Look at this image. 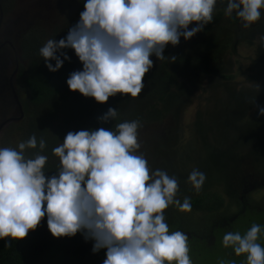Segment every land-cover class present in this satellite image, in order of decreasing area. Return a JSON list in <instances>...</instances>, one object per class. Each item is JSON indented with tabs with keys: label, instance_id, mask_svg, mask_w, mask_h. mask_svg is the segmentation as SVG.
<instances>
[{
	"label": "clouds",
	"instance_id": "obj_1",
	"mask_svg": "<svg viewBox=\"0 0 264 264\" xmlns=\"http://www.w3.org/2000/svg\"><path fill=\"white\" fill-rule=\"evenodd\" d=\"M83 3L66 37L48 39L39 54L49 71L55 72L64 62L61 55L70 59L61 50L74 49L82 70L69 74V89L103 103L117 93L136 97L153 65L149 57L160 60L167 44L175 46L181 36L188 40L203 30L213 19L217 0ZM262 10L264 0H227L224 11L229 16L234 12L248 28L261 18ZM192 22L196 23L189 28ZM259 112L264 114V107ZM116 115L117 109L109 107L99 119L107 122ZM139 126L138 120H126L115 125L116 131L103 127L68 131L52 149L60 167L47 177L43 170L47 157L28 158L23 151L37 147L35 135L19 142L17 148L0 147V238L22 239L46 216L53 236L80 232L85 240L94 241L92 252L105 249L102 264H192L188 235L169 231L164 220L170 204L190 210L189 198L182 203L175 199V176L149 169L138 152ZM39 148H45L43 137ZM205 179L197 168L188 175L197 192ZM261 232V226L253 223L243 235L226 232L222 243L236 255L245 254L246 264H264V246L257 242Z\"/></svg>",
	"mask_w": 264,
	"mask_h": 264
},
{
	"label": "rangeland",
	"instance_id": "obj_2",
	"mask_svg": "<svg viewBox=\"0 0 264 264\" xmlns=\"http://www.w3.org/2000/svg\"><path fill=\"white\" fill-rule=\"evenodd\" d=\"M7 12L4 16L0 31V42L11 41L19 52L20 65L27 71L30 53L27 48L30 37L40 36L42 45L49 39L54 31L63 35L66 29L76 24L79 13L83 10V0H5ZM217 11L213 10V17ZM225 18V17H224ZM241 30L240 23L238 24ZM66 34V33H65ZM236 53L228 50L225 59L233 62L232 72L235 75L234 81L238 87L250 86L248 81L250 57L254 54V46L245 43L241 37H236ZM67 48L66 53L72 51ZM16 52L10 45L0 49V147L17 148V144L26 141L32 134L27 129L30 115H26L19 106L15 95L19 99L27 98V86L24 76L15 73ZM13 76L14 90L11 87ZM210 80H205L193 93L192 97L179 108L178 114H171L167 119L154 123L140 124L138 128V141L140 143L139 153L145 158L151 159L153 152L145 149L144 138L150 137V141L158 140L161 145L156 162L164 164L165 157L171 158L172 168L178 183V191L175 199H184L194 193L216 192L221 195L222 203L220 210L188 211L180 210L178 204H170L169 210L164 211V217L171 220L168 215L178 219L172 224H167L169 231L180 230L181 226L188 235L189 256L192 264H246L245 254L236 255L231 246H224L222 237L226 232H240L242 235L253 223L261 226L262 232L258 234L257 242L264 246V146L257 151L256 146L264 140V114H260L259 107L252 108L247 115L245 122H240L235 114L236 101L231 100L224 92L209 89ZM214 86V84H213ZM252 90L251 88H248ZM210 91V92H209ZM210 95V102L208 97ZM225 96L226 98H222ZM21 102V100H20ZM264 107V100H262ZM217 109V113L213 112ZM199 110L203 111L201 118H197ZM60 113V112H59ZM63 116H59L54 128L59 130ZM67 121V124H70ZM36 137H51L52 126L47 122L38 123ZM67 133V132H66ZM66 133L61 135L58 142L61 143ZM47 136V137H46ZM57 144V145H58ZM151 149V145H149ZM19 151V149H17ZM24 154L32 158L35 152L32 148L26 147ZM163 152V154H162ZM234 153L243 159V178L250 180L257 178L261 186L252 187L246 194L249 203L258 205V208H251L235 198L236 192L231 184L239 185L242 180V173L239 165L233 161ZM148 159V160H149ZM147 161V160H146ZM219 163V164H216ZM152 165V164H151ZM238 165V166H237ZM155 170L153 165L148 166ZM193 168H197L205 174V181L200 193L193 189L188 181V175ZM217 203L219 201L217 200ZM241 207H245L243 210ZM234 215H237L234 217ZM227 217V219H226ZM221 220L220 222H217ZM217 222L214 226L213 224ZM190 227V229H186ZM214 229V234L208 240L192 238L190 232L196 234H209ZM198 232V233H197ZM89 264L87 256L81 255L78 261L72 264ZM52 264V263H46Z\"/></svg>",
	"mask_w": 264,
	"mask_h": 264
},
{
	"label": "trees",
	"instance_id": "obj_3",
	"mask_svg": "<svg viewBox=\"0 0 264 264\" xmlns=\"http://www.w3.org/2000/svg\"><path fill=\"white\" fill-rule=\"evenodd\" d=\"M6 2L5 0L0 1L5 10L7 9ZM226 3L227 0H217L214 6V10L217 12L212 21L204 25L203 30L188 40L181 36L179 43L175 46L170 43L167 44L163 50L164 57L160 60L155 55L149 57L153 61V65L145 74L143 78L144 87L136 97L117 93L103 103L97 102L93 97H85L78 91L69 89L66 83L69 74L75 70H82V62L79 61L74 49L67 52L70 59H64L61 55V59L64 60L62 66L57 71L52 72L46 67L43 57L39 54V48L42 46L40 36L34 34V37H30L29 42H27L30 54L26 55L30 57L29 66L27 71L24 68L19 71L24 76L28 89L27 98L19 100H21L24 113L30 115L27 133L29 131L32 135H37L38 123L41 121L52 126L50 139L47 136L44 138L45 148H39V136L36 137L37 147L32 148L35 155L41 154L47 157L43 169L46 177L55 174L60 167L59 158L52 152V149L57 146L62 134L68 131L100 127L112 128L113 131H116L115 125L126 120H138L140 124L145 126L165 120L171 114L177 115L179 108L192 97L193 93L207 79L210 80L209 89L227 94L230 99L221 96L227 99L226 103L235 99V114L239 123L247 120L248 112L252 108H261L263 106L262 100H264V41L261 39L264 36V10H262L261 18L258 21L248 28H244L242 21L235 16L234 12L230 16L225 15ZM195 23L192 22L189 28L193 27ZM71 26L66 29V34ZM65 33L60 35L53 31L49 39L59 40L66 37ZM236 37H241L245 43L255 47L247 69L250 86H237V82L234 81L235 75L232 72L233 62L225 59L228 50L236 53ZM61 51L66 52V49ZM57 54L60 55L59 52ZM50 62L55 64L54 60ZM210 98L209 95L208 103ZM109 107L117 109V115L113 120L109 119L104 122L99 117L106 113ZM216 113L217 109L213 114ZM61 115L63 116L62 123L57 130L54 125L60 120L58 118ZM202 115L203 111L199 110L197 118H201ZM67 121L71 123L67 124ZM143 140L145 143L144 150L150 149L149 151L153 152L151 159L146 158L148 166L152 167L153 165L154 169L164 170L169 176H172L175 173L174 168H172L174 162H171L170 157L167 158L166 155L164 164L158 165L156 163L158 161L156 155H159L163 145L158 140L150 141V137ZM263 146L264 140L257 144L256 150H261ZM246 159L241 161L239 155L234 153L233 161L242 164L239 165L242 180L239 185L231 184V188L238 194L235 195V198L243 206L248 205V207L256 209L258 205L252 201L249 203L248 198L243 195L246 194L244 183L249 181L246 177L243 178L245 173L243 163ZM254 179L257 180L256 187L263 184L257 178ZM241 193L243 194L239 197ZM188 198L191 209L194 211L215 212L220 210L222 203L221 195L216 192L194 193L193 196L190 194ZM183 200L180 199L179 201L182 203ZM244 208L241 207L242 210ZM166 209L169 210V207ZM173 214L168 215L171 220L166 221L167 217H164L167 224H172L178 220L174 219ZM46 219L45 216L39 225L34 230H29L22 239L0 238V264H46L47 262L72 264L74 260L78 261V257L81 255L88 257L89 264H102L105 259V249L92 252L94 241L85 240L80 232L71 237L53 236L47 227ZM180 228L181 231L185 230L183 226ZM186 229H190V227ZM214 229L212 227L209 234L197 232V235L196 231L190 232V234L192 238L206 241L211 234H214ZM5 241L8 243L7 247H5Z\"/></svg>",
	"mask_w": 264,
	"mask_h": 264
},
{
	"label": "flooded vegetation",
	"instance_id": "obj_4",
	"mask_svg": "<svg viewBox=\"0 0 264 264\" xmlns=\"http://www.w3.org/2000/svg\"><path fill=\"white\" fill-rule=\"evenodd\" d=\"M0 1L2 2V0H0ZM0 5H2V3H0ZM2 10H3V12H2V24H3L4 16L6 15L7 9L5 10V9L3 8V5H2ZM1 28H2V25H1ZM1 28H0V31H1ZM5 43H6V42H3V43L0 42V49H2L3 47H5V45H10L13 49H15V52H16L17 55H18L17 60H16V63H17V64H16V69H15V71L18 72L19 75H21L19 71H20L23 67L20 65V61H19V52H18V50L15 48L14 44H13L11 41H8V44H5ZM16 72H15V73H16ZM21 106H22V105H21ZM21 110H22V115H23V107L21 108ZM256 184H257V180H255L254 178H251L249 181L245 182V183H244V186H245V189H244V190H245V192L247 193L248 190L251 189L252 187H255Z\"/></svg>",
	"mask_w": 264,
	"mask_h": 264
},
{
	"label": "water",
	"instance_id": "obj_5",
	"mask_svg": "<svg viewBox=\"0 0 264 264\" xmlns=\"http://www.w3.org/2000/svg\"><path fill=\"white\" fill-rule=\"evenodd\" d=\"M2 12H3V10H2V5H0V28H1V25H2ZM16 55H17V53H16ZM17 57H18V55H17ZM17 57H16V60H17ZM15 72H16V71H15ZM11 87H12L13 90H14L13 76H12V78H11ZM14 92H15V90H14ZM15 97H16L17 102L19 103L20 108H22V106H21V102H20V100H19V96L16 94ZM1 127H2V126L0 125V128H1Z\"/></svg>",
	"mask_w": 264,
	"mask_h": 264
}]
</instances>
